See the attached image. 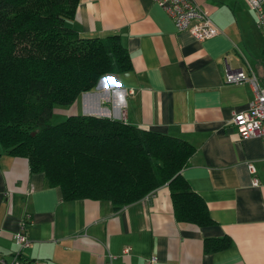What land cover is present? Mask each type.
<instances>
[{
  "label": "crops",
  "instance_id": "1",
  "mask_svg": "<svg viewBox=\"0 0 264 264\" xmlns=\"http://www.w3.org/2000/svg\"><path fill=\"white\" fill-rule=\"evenodd\" d=\"M189 1L210 17L217 36L198 41L176 30L152 0H80L69 26L82 38L117 36L131 70L103 77L71 110L58 112L122 120L191 144L195 152L180 175L205 203L213 225L176 221L167 186L118 211L105 200L63 201L58 187L29 172L26 159L0 146V259L264 264L263 143L241 139L232 124L254 93L247 82L225 83L229 72L242 70L264 86V33L245 0ZM22 230L31 242L25 249L14 240ZM223 238L228 248L204 252L205 240Z\"/></svg>",
  "mask_w": 264,
  "mask_h": 264
},
{
  "label": "trees",
  "instance_id": "2",
  "mask_svg": "<svg viewBox=\"0 0 264 264\" xmlns=\"http://www.w3.org/2000/svg\"><path fill=\"white\" fill-rule=\"evenodd\" d=\"M79 1L0 0V146L26 159L63 201L105 200L118 211L167 186L176 221L213 225L180 175L195 152L188 142L94 116L51 124L55 105H72L101 78L131 70L117 36L82 38L69 26ZM229 245L205 240L204 252Z\"/></svg>",
  "mask_w": 264,
  "mask_h": 264
},
{
  "label": "built area",
  "instance_id": "3",
  "mask_svg": "<svg viewBox=\"0 0 264 264\" xmlns=\"http://www.w3.org/2000/svg\"><path fill=\"white\" fill-rule=\"evenodd\" d=\"M152 1L170 16L176 30L187 32L198 41L209 40L219 34L217 27L210 17L205 12L195 8L189 0ZM245 1L255 12L257 27L264 33V0ZM244 82H247L251 86L254 96L253 99L249 101L245 111L233 114L232 124L241 139H261L264 154V86L259 87L255 78L247 75L242 70L229 72L225 77V83L227 84H239ZM247 169L252 176V186L258 187L259 181L255 176L253 165L248 164ZM14 240L20 249L28 248L31 245V242L24 235L23 230L14 235ZM128 251V249H124L123 252L127 254ZM0 264L42 263L39 261L21 262L19 259L14 258L10 262L0 259Z\"/></svg>",
  "mask_w": 264,
  "mask_h": 264
},
{
  "label": "rangeland",
  "instance_id": "4",
  "mask_svg": "<svg viewBox=\"0 0 264 264\" xmlns=\"http://www.w3.org/2000/svg\"><path fill=\"white\" fill-rule=\"evenodd\" d=\"M71 108L72 107H69V106H59V105H55L54 108H53V113H52V118H51V124H54L55 125V124H59V123L63 122L68 116L65 113L59 114L58 111H60V110H67L68 111V110H71Z\"/></svg>",
  "mask_w": 264,
  "mask_h": 264
},
{
  "label": "water",
  "instance_id": "5",
  "mask_svg": "<svg viewBox=\"0 0 264 264\" xmlns=\"http://www.w3.org/2000/svg\"><path fill=\"white\" fill-rule=\"evenodd\" d=\"M101 79H102V78H101ZM101 79L98 81V83H97L96 87H98V85H99V82L101 81ZM83 94H89V93H83Z\"/></svg>",
  "mask_w": 264,
  "mask_h": 264
}]
</instances>
